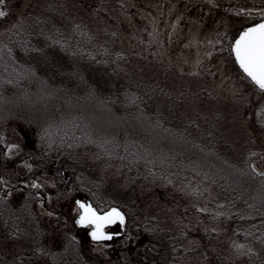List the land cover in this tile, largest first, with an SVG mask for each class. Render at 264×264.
Wrapping results in <instances>:
<instances>
[{
	"label": "trees",
	"instance_id": "trees-1",
	"mask_svg": "<svg viewBox=\"0 0 264 264\" xmlns=\"http://www.w3.org/2000/svg\"><path fill=\"white\" fill-rule=\"evenodd\" d=\"M229 1L264 6V0ZM45 9L49 19L33 26L29 18L22 33L0 40V123L23 125V145L29 158H37V171L76 182L86 177L84 150L91 149L102 160L187 172L221 194L220 206L230 210L227 219L238 238L264 247V171L251 166L259 153L236 157L219 132L161 111L157 91L122 71L120 53L91 44L72 17L65 18L69 26L64 29L56 6ZM7 163L0 148V243L23 248L16 254L1 252L0 264H121L145 254L155 259L153 264H178L177 251L188 235L161 230L148 216L133 225L128 217L130 237L107 244L108 256L95 255L87 232L72 223V201L63 199L50 215H37L33 203L39 196L30 192L25 178L12 176ZM14 187L22 191L10 195ZM59 224L66 228L55 231Z\"/></svg>",
	"mask_w": 264,
	"mask_h": 264
},
{
	"label": "rangeland",
	"instance_id": "rangeland-1",
	"mask_svg": "<svg viewBox=\"0 0 264 264\" xmlns=\"http://www.w3.org/2000/svg\"><path fill=\"white\" fill-rule=\"evenodd\" d=\"M48 5L62 11L64 29L69 26L65 18L72 17L91 44L120 53L122 71L157 91L161 111L219 132L236 157L257 151L251 166L264 171V95L244 79L229 54L234 35L262 16L263 5L229 0H0L4 13L0 40L22 33L29 18L33 26L42 17L49 19ZM52 17L56 19L55 14ZM22 131L18 122H1L0 148L7 164H12V176L30 181V192L39 196L33 203L37 215H50L67 199L72 201L68 210L72 219L81 194L93 199L99 210L105 207L104 200L118 205L127 223L131 216L132 225L148 216L161 230L185 232L188 238L177 251L178 264H264V247L234 234L227 219L231 212L220 206L223 197L200 178L102 160L85 149L86 177L61 181L37 171V158L27 156ZM20 191L14 187L9 193ZM65 228L59 224L54 230ZM89 246L95 255L108 256L106 243L95 241ZM22 248L21 243H0L3 254H16ZM154 261L145 254L141 260L133 257L121 264Z\"/></svg>",
	"mask_w": 264,
	"mask_h": 264
},
{
	"label": "snow or ice",
	"instance_id": "snow-or-ice-1",
	"mask_svg": "<svg viewBox=\"0 0 264 264\" xmlns=\"http://www.w3.org/2000/svg\"><path fill=\"white\" fill-rule=\"evenodd\" d=\"M0 15L4 13L0 12ZM232 50L240 67L260 89L264 90V19L245 27L236 37ZM76 203L80 209L76 223L93 225L91 235L94 238L111 235L104 231L106 224L117 220L121 223L124 221V214L118 208L113 207L101 213L83 200Z\"/></svg>",
	"mask_w": 264,
	"mask_h": 264
},
{
	"label": "water",
	"instance_id": "water-1",
	"mask_svg": "<svg viewBox=\"0 0 264 264\" xmlns=\"http://www.w3.org/2000/svg\"><path fill=\"white\" fill-rule=\"evenodd\" d=\"M264 19V18H263ZM260 21V20H259ZM259 21H257V22H255V23H258ZM250 26V25H249ZM245 27H248V26H245ZM245 27H243L240 31H239V33L245 28ZM239 33L236 35V37L239 35ZM236 37L232 40V42H231V45H230V49H231V53H232V56H233V58H234V61H235V63L237 64V66L239 67V69L247 76V78L256 86V87H258V88H260L257 84H255V82H253L252 81V79L244 72V70L240 67V65L238 64V62L236 61V57H235V53L233 52V50H232V45L234 44V42H235V39H236ZM78 200H83V201H85V202H87V203H90L91 204V202L87 199V198H81V197H78L77 198V201ZM76 201V202H77ZM92 205V204H91ZM77 206H78V204H77ZM93 206V205H92ZM94 207V206H93ZM113 207H115V208H118V209H120V211L123 213V211L121 210V208L120 207H118L117 205H110V206H108L107 208H105L104 210H101V211H99V212H101V213H103V212H106V211H108L109 209H111V208H113ZM95 208V207H94ZM79 211H80V209H79V206H78V213L75 215V217L72 219V222L76 225V226H88V225H90V224H85V225H81V224H78V223H76V220L78 219V216H79ZM124 214V213H123ZM124 222H125V215H124V221H123V223H121L120 221H114L113 223H110V224H106L105 226H108V225H112V224H114V223H118L120 226H123V224H124ZM91 227L89 228V231H88V233H89V236L93 239V240H96L97 238H94L92 235H91V232H92V228L94 227L93 225H90ZM104 226V227H105ZM105 231V230H104ZM105 232H108V233H110L111 235H109V236H104V237H101V238H99L98 240H111V239H113L115 236H117V235H119L120 233H121V230H117V231H114V232H111V231H105Z\"/></svg>",
	"mask_w": 264,
	"mask_h": 264
},
{
	"label": "flooded vegetation",
	"instance_id": "flooded-vegetation-1",
	"mask_svg": "<svg viewBox=\"0 0 264 264\" xmlns=\"http://www.w3.org/2000/svg\"><path fill=\"white\" fill-rule=\"evenodd\" d=\"M42 199L44 200L45 198L42 197ZM117 229H118V225L107 226V227L104 228V230H109V231H113V230H117ZM124 237H130V235L125 230H123L120 235H118L115 238H113L112 242L114 240H117L119 238H124Z\"/></svg>",
	"mask_w": 264,
	"mask_h": 264
}]
</instances>
